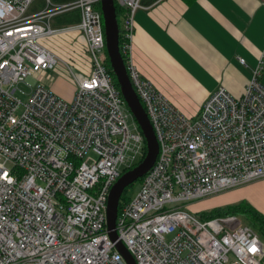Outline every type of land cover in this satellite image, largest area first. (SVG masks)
Instances as JSON below:
<instances>
[{"label": "built area", "instance_id": "1", "mask_svg": "<svg viewBox=\"0 0 264 264\" xmlns=\"http://www.w3.org/2000/svg\"><path fill=\"white\" fill-rule=\"evenodd\" d=\"M32 2L0 0V264H126L107 232V198L131 145L140 160L146 148L106 66L100 0H46L42 11L28 14ZM114 4L119 50L158 143L140 190L118 210V241L136 264H264V244L236 216L202 220L169 207L264 180V48L242 97L219 88L189 118L131 61L141 0ZM65 11H78L79 22L52 27L50 19ZM71 32L84 38L86 76L40 44ZM58 68L73 77L71 101L40 81ZM21 84L30 87L24 103L16 97ZM89 153L95 159L84 161Z\"/></svg>", "mask_w": 264, "mask_h": 264}, {"label": "crops", "instance_id": "2", "mask_svg": "<svg viewBox=\"0 0 264 264\" xmlns=\"http://www.w3.org/2000/svg\"><path fill=\"white\" fill-rule=\"evenodd\" d=\"M262 1L141 0L143 8L134 17L131 61L141 78L189 118H195L219 88L242 97L264 48ZM65 35L63 41L74 52L79 48L74 46L76 35L85 45L81 33ZM47 74L41 75V83ZM260 83L264 87V68ZM251 184L246 188L264 185V180ZM245 197L264 215V188Z\"/></svg>", "mask_w": 264, "mask_h": 264}, {"label": "rangeland", "instance_id": "3", "mask_svg": "<svg viewBox=\"0 0 264 264\" xmlns=\"http://www.w3.org/2000/svg\"><path fill=\"white\" fill-rule=\"evenodd\" d=\"M71 1L73 0H50L51 4L56 5V6H62L64 4L70 3ZM45 7H46V0H33L28 10V14L40 12ZM78 22H79L78 11H65L63 13L56 15V17L52 20L51 25L54 28H63V27L74 26ZM76 36L74 37V43L76 44L74 46L80 48L79 41L81 40L79 36L78 38H76ZM66 37L67 35L65 34L57 35L53 37H45L42 40H40V44H42L46 48L48 47L49 49L54 51L56 54H58L60 58L62 57L61 59H63L70 65H73L74 67L73 69L75 72H80L81 74L86 76L90 71V61H89L88 54L86 53L87 60H83V61L78 60L79 54L78 53L74 54V51L72 50V48H70V45L68 46V43L63 41L67 39ZM81 52L85 54L84 51H81ZM69 57H73L77 62L75 63V60L73 61L69 59ZM67 73L68 72H66L64 69H61V68H58L57 72L48 71V74L46 78H44V81L42 82V84L45 85L48 89H50L61 100L68 102L72 100L75 88L72 82L73 77L70 74L68 75ZM34 82H35L34 78H31L28 80L29 84H33ZM18 88L23 93L17 92L16 97L20 102L24 103L27 99L26 94L30 92V87L29 85L21 84L19 85ZM127 122H128L130 129L134 131V122H135L134 119L132 117H129ZM130 149L131 150L127 151L126 153V157L129 163L126 164V166H124L125 169L135 164H138L140 161L139 154H134V152L132 151L133 149H135V146L131 145ZM132 157H134L133 162L130 161ZM94 159H95V155L93 153H89L84 159V161L91 162ZM140 185H141V181L137 180L132 185L127 187L121 196L120 202H122V198H129V199L134 198L136 194L138 193V191L140 190ZM262 188H264L263 184H256L254 187H248V188H246V186L245 187L243 186V187H240L239 189L236 188L234 190L226 191L224 193H221V194H218V195L206 198V199H202L199 201H193V202H187V203H181V204H172L169 207L181 206L182 209L192 213L193 215H196V217L199 218V213L210 212L211 210L215 208H224L225 206L238 204L240 202H245V203L250 204V199L248 197H245V195L249 196V193L252 190H254L255 192H258ZM236 217L239 219L241 225L246 224L243 222L242 216H236ZM166 239L170 240L171 236H166Z\"/></svg>", "mask_w": 264, "mask_h": 264}, {"label": "water", "instance_id": "4", "mask_svg": "<svg viewBox=\"0 0 264 264\" xmlns=\"http://www.w3.org/2000/svg\"><path fill=\"white\" fill-rule=\"evenodd\" d=\"M100 10L110 68L126 107L143 135L146 148L144 158L135 167L124 172L112 185L106 205V228L110 239L115 242V248L126 264H136L126 247L117 239L115 224L118 206L125 189L141 179L153 166L158 154V143L149 118L131 85L127 68L119 50V24L114 0H100Z\"/></svg>", "mask_w": 264, "mask_h": 264}, {"label": "trees", "instance_id": "5", "mask_svg": "<svg viewBox=\"0 0 264 264\" xmlns=\"http://www.w3.org/2000/svg\"><path fill=\"white\" fill-rule=\"evenodd\" d=\"M115 9H116L117 20L119 22L118 16L120 13V9L116 5H115ZM75 33L79 34V32H75ZM119 42H120V38H119ZM79 43H80V48H77V50H76V52H74V54L75 53L79 54L78 60H81V61L87 60L86 59V53H87L86 44L83 46V43H81V41H79ZM78 49H80V50H78ZM81 51H84L85 54L82 53ZM121 56H122L124 62H126V57L122 53H121ZM71 60L74 61L75 59L72 58ZM76 62L77 61L75 60V63ZM106 66H107V69H108L110 75L113 78L114 85L116 86L117 89H119L117 81L114 77V74H113L111 68H110L108 57L106 59ZM136 165L137 164H135V165H133L127 169H124L123 173L130 170L131 168L135 167ZM139 180L141 181V179H139ZM128 200H130V199L129 198H122V202L119 201L118 210H120L122 205L124 203H126ZM230 215L242 216L243 222L246 223L245 225L251 227L258 234L260 240L264 244V215L261 214L260 212H258L249 203L240 202L238 204L225 206L224 208H215V209L211 210L210 212H201V213H199V218L202 220H205V219H212V218H216V217L230 216Z\"/></svg>", "mask_w": 264, "mask_h": 264}]
</instances>
